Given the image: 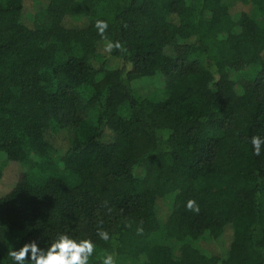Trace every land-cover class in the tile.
Wrapping results in <instances>:
<instances>
[{
  "label": "trees",
  "instance_id": "trees-1",
  "mask_svg": "<svg viewBox=\"0 0 264 264\" xmlns=\"http://www.w3.org/2000/svg\"><path fill=\"white\" fill-rule=\"evenodd\" d=\"M27 1L0 0V264L59 233L91 239L90 264H264V0H38L46 27Z\"/></svg>",
  "mask_w": 264,
  "mask_h": 264
},
{
  "label": "clouds",
  "instance_id": "clouds-1",
  "mask_svg": "<svg viewBox=\"0 0 264 264\" xmlns=\"http://www.w3.org/2000/svg\"><path fill=\"white\" fill-rule=\"evenodd\" d=\"M95 28L103 40V51L112 53L114 50L122 53L127 49L119 40L110 39L106 33L108 22L102 19L95 21ZM251 144L256 156L261 154L264 138L253 136ZM188 211L199 213V205L194 199H189L185 205ZM138 234L143 229H137ZM97 237L105 242L111 239L108 231L98 227ZM96 253V245L91 239H74L67 233H59L46 248H41L35 239L25 242L18 249H10L7 253L14 264H90V259ZM98 264H116L115 254L103 250L98 257Z\"/></svg>",
  "mask_w": 264,
  "mask_h": 264
},
{
  "label": "rangeland",
  "instance_id": "rangeland-1",
  "mask_svg": "<svg viewBox=\"0 0 264 264\" xmlns=\"http://www.w3.org/2000/svg\"><path fill=\"white\" fill-rule=\"evenodd\" d=\"M226 3H236V0H223ZM40 2H38V0L33 1V0H29L26 2L25 4V12L28 14V16H31L33 18H35L37 25L40 27H46L49 24L48 21V17L45 14V12L42 11V9L39 8ZM243 11L245 12L246 16H247V23L249 25V27L251 29H253L255 26L260 25L263 21V17L255 10V8L253 7V5L249 4H243ZM39 8V9H38ZM99 13V9H96L93 12V16L97 15ZM254 67L253 66H248L245 69V74L247 76H250L253 72ZM137 95L139 97H154L156 99L162 98L164 95L161 93V91H159V89H157V87L153 86V85H146V86H142L137 90ZM127 110V108H126ZM5 165V156L4 154H0V166H4ZM227 235H225L224 238H222L220 241H218V243L214 246V245H210L206 242L201 241L200 245L201 248L206 252V253H212L215 252V250L224 253L226 245H227ZM154 241H159L162 243H165L166 245H169L172 249L173 255L177 256L178 254V243L176 241H173L171 239H166L163 236V233L160 232L159 234L154 236ZM95 256V254L93 255V257ZM116 264H131L130 261L123 257V256H119L116 259Z\"/></svg>",
  "mask_w": 264,
  "mask_h": 264
}]
</instances>
